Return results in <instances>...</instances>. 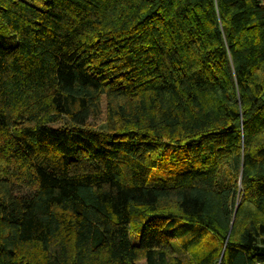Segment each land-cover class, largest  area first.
Returning <instances> with one entry per match:
<instances>
[{
  "label": "trees",
  "instance_id": "1",
  "mask_svg": "<svg viewBox=\"0 0 264 264\" xmlns=\"http://www.w3.org/2000/svg\"><path fill=\"white\" fill-rule=\"evenodd\" d=\"M264 264V0H0V264Z\"/></svg>",
  "mask_w": 264,
  "mask_h": 264
},
{
  "label": "rangeland",
  "instance_id": "2",
  "mask_svg": "<svg viewBox=\"0 0 264 264\" xmlns=\"http://www.w3.org/2000/svg\"><path fill=\"white\" fill-rule=\"evenodd\" d=\"M139 264H145V263H139Z\"/></svg>",
  "mask_w": 264,
  "mask_h": 264
}]
</instances>
